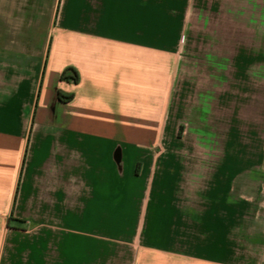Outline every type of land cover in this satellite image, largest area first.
Masks as SVG:
<instances>
[{
	"label": "crops",
	"instance_id": "0c3cea01",
	"mask_svg": "<svg viewBox=\"0 0 264 264\" xmlns=\"http://www.w3.org/2000/svg\"><path fill=\"white\" fill-rule=\"evenodd\" d=\"M229 5L0 0V264H264V197L240 175L264 149L218 144L210 123L228 98ZM196 39L225 59L204 48L210 74L188 95L201 140L182 144L179 56Z\"/></svg>",
	"mask_w": 264,
	"mask_h": 264
},
{
	"label": "rangeland",
	"instance_id": "374dc122",
	"mask_svg": "<svg viewBox=\"0 0 264 264\" xmlns=\"http://www.w3.org/2000/svg\"><path fill=\"white\" fill-rule=\"evenodd\" d=\"M239 2L240 7H236L235 3ZM243 4H240V0H232V5L228 6V24L227 28H223L222 31L227 33L228 37V54L226 56L228 71V98L226 105L222 104L220 108L219 103L215 100V97L211 105V118L210 123L212 128L219 127L221 125L222 135H218L216 143L222 144L227 138L235 141V133L239 135V140L242 144L251 150L253 140H258V146L264 149V0H242ZM202 15V14H201ZM202 21V17H200ZM209 31V25H203L202 23L196 24L195 31L198 34L205 31ZM219 30V28L212 31ZM243 36V40H236L237 36ZM199 37V36H198ZM254 37V42L252 38ZM215 41V40H214ZM253 42V43H252ZM189 43L187 40L181 46V55L179 56V72H178V84L180 85V97L179 105L182 108V114L184 115V134L182 135V144L198 143V136L189 134L187 131L188 123H196L198 125V110L193 112L195 107H200L202 103H194L191 96L188 98L189 92L193 90V83L204 78V75L210 73H204L202 66L209 63L208 57H205L204 48L207 52L210 46L205 44L203 39H196ZM215 44V46H214ZM212 46V63H219L220 59H225L224 56H219V46L217 42ZM244 48L243 58L236 57L237 47ZM238 45V46H237ZM253 49V50H252ZM259 54L257 55V53ZM249 53V54H248ZM248 54V55H247ZM225 61V60H224ZM223 61V62H224ZM243 62L245 69L243 73V81L239 77L240 72L236 73L234 68L236 63ZM253 63V66H251ZM248 64V65H247ZM219 75L218 72H213L212 75ZM214 78V77H213ZM200 92V87H197V93ZM193 96V95H192ZM190 100V101H188ZM197 100V99H196ZM224 105V106H223ZM252 112L255 115H251ZM254 117V118H253ZM253 118V119H252ZM254 131L257 137L250 136L251 131ZM201 140V138H199ZM203 140V139H202ZM201 142V141H199ZM235 144V143H233ZM234 150H232V153ZM185 154V153H181ZM195 155H202V153H195ZM213 159H219L221 156L220 151L213 152ZM202 159V158H201ZM243 175L249 184H244L241 194L248 199L263 198L264 197V179L256 180L252 176H256V173L260 174V177L264 178V163L257 169L245 168L243 169ZM256 181H259L257 183ZM252 182V183H251ZM256 182L255 184H253ZM258 188H261L258 190ZM234 192L232 191L233 197ZM231 194V195H232ZM264 211V208H262ZM73 226L71 223L66 224V227ZM63 235V230H62ZM63 256V248L60 249ZM54 256V249L52 250Z\"/></svg>",
	"mask_w": 264,
	"mask_h": 264
},
{
	"label": "trees",
	"instance_id": "16d2710c",
	"mask_svg": "<svg viewBox=\"0 0 264 264\" xmlns=\"http://www.w3.org/2000/svg\"><path fill=\"white\" fill-rule=\"evenodd\" d=\"M70 72H71V75L69 77ZM70 78H72L75 81L76 80V73L72 69H67L62 73L61 80H67ZM60 97L63 99V101H67L70 99V97H62L61 95H60Z\"/></svg>",
	"mask_w": 264,
	"mask_h": 264
}]
</instances>
